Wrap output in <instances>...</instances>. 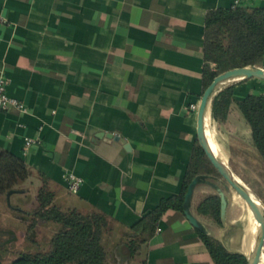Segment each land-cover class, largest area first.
Segmentation results:
<instances>
[{
	"label": "crops",
	"instance_id": "1",
	"mask_svg": "<svg viewBox=\"0 0 264 264\" xmlns=\"http://www.w3.org/2000/svg\"><path fill=\"white\" fill-rule=\"evenodd\" d=\"M239 4L264 6V0ZM231 5L234 0H0V77L10 79L9 94L26 105L0 110V146L25 160L38 185L40 173L49 178L56 204L110 218L105 264H215L179 209L163 213L134 255L128 240L143 215L182 191L199 140L198 109L190 104L199 108L204 92L205 15ZM262 90L264 80L247 77L234 95ZM239 111L233 103L222 124L243 127L251 138ZM68 172L83 179L77 193L64 181ZM208 193L216 192L206 183L195 187L193 212L228 249L241 251L229 232V209L221 224L197 211Z\"/></svg>",
	"mask_w": 264,
	"mask_h": 264
},
{
	"label": "trees",
	"instance_id": "2",
	"mask_svg": "<svg viewBox=\"0 0 264 264\" xmlns=\"http://www.w3.org/2000/svg\"><path fill=\"white\" fill-rule=\"evenodd\" d=\"M204 90L220 72L236 66L264 64V6L231 5L208 9L205 15L204 39ZM234 80L220 88L211 102V117L223 123L230 106L235 103L251 127V142L264 163V92H249L236 98ZM33 173L25 160L0 146V193L19 189V185ZM197 174L219 175L197 141L183 183L182 191L162 198L133 226L137 234L128 240L130 253H136L143 242L155 232L160 217L168 208L183 211L184 196L189 182ZM41 185L37 204L30 210L28 231L39 220L52 221L58 228L50 237L46 248L24 251L13 261L0 264H105L108 251L104 235L111 228L110 218L103 212L82 211L76 207L63 208L54 201L55 193L49 178L40 173ZM221 201L217 193L206 194L197 205V211L221 224ZM15 208H18L15 206ZM206 244L215 264H248V257L241 251H232L215 235L196 228ZM246 235L243 237L245 239Z\"/></svg>",
	"mask_w": 264,
	"mask_h": 264
},
{
	"label": "rangeland",
	"instance_id": "3",
	"mask_svg": "<svg viewBox=\"0 0 264 264\" xmlns=\"http://www.w3.org/2000/svg\"><path fill=\"white\" fill-rule=\"evenodd\" d=\"M241 116L240 124L248 126L242 113ZM210 128L213 143L221 150L234 173L261 198L264 204V163L245 128L230 130L229 126L214 121L211 116ZM39 183V179L31 177L23 181L19 189L9 197L6 193H0V259L4 262L13 261L24 251L46 248L51 235L57 229L56 222L39 220L35 227L28 231L30 215L19 210L20 208L27 211L36 206ZM229 198V232L239 245L248 226V220L243 219L246 201L232 188L229 191Z\"/></svg>",
	"mask_w": 264,
	"mask_h": 264
},
{
	"label": "water",
	"instance_id": "4",
	"mask_svg": "<svg viewBox=\"0 0 264 264\" xmlns=\"http://www.w3.org/2000/svg\"><path fill=\"white\" fill-rule=\"evenodd\" d=\"M247 77H258L264 79V67L255 65L236 66L229 68L217 74L212 82L204 90L201 101L198 108V138L201 147L205 154L215 166L219 175L215 174H197L189 182L185 196L183 211L189 221L198 229L209 232L205 223L193 212L192 197L195 187L200 183H206L210 185L215 192L219 195L221 201V219L226 222L228 209L230 206L229 191L231 188L234 189L251 207V210L257 217L260 228L258 232L257 244L252 256L247 255L248 264H259L261 255L264 250V204L262 206L252 197L248 190L243 187L234 177V171L230 165H226L223 161L218 158L213 152L209 140L206 135L205 119L207 112L210 111L211 115V102L214 94L222 88V86L232 80L247 78ZM232 79V80H230ZM230 80L228 82H225ZM17 190H11L7 193L9 197L11 193ZM260 198V197H259ZM261 199V198H260ZM262 201V200H261Z\"/></svg>",
	"mask_w": 264,
	"mask_h": 264
},
{
	"label": "bare ground",
	"instance_id": "5",
	"mask_svg": "<svg viewBox=\"0 0 264 264\" xmlns=\"http://www.w3.org/2000/svg\"><path fill=\"white\" fill-rule=\"evenodd\" d=\"M230 80H232V79H230ZM230 80H227L225 82H228ZM209 113H210V111L207 112L206 119H205V128H206L207 138L209 140V143H210L211 148H212L213 152L215 153V155L218 158H220L224 164H226L228 166L229 164L227 163V161L223 160V158L221 157V154L216 149V147L213 145V143L210 139V136H209V117L211 115ZM234 177L237 180V182H239V184H241L243 187H245L248 190V192L252 195V197L262 206V201L255 194V192H253L252 189L235 173H234ZM244 207H245V209H244L243 219L248 220V226H247L245 233H244V236L246 235V237L244 240H242V243H241V251L243 253L249 255V256H252V253L254 252L256 244H257V238H258L260 223H259L257 217L255 216V214L253 213V211L251 210V207L249 206V204L247 202L245 203ZM259 264H264V252L261 255V259H260Z\"/></svg>",
	"mask_w": 264,
	"mask_h": 264
},
{
	"label": "built area",
	"instance_id": "6",
	"mask_svg": "<svg viewBox=\"0 0 264 264\" xmlns=\"http://www.w3.org/2000/svg\"><path fill=\"white\" fill-rule=\"evenodd\" d=\"M240 2L241 0H234V5H239ZM3 19V16L0 14V21H3ZM9 83L10 79L8 77H0V110H9L10 108H17L18 110L25 111L26 105L23 100L9 94ZM190 108L196 111L198 109V104L191 103ZM64 181L69 191L72 193H77L83 183V179L72 172H68L64 175Z\"/></svg>",
	"mask_w": 264,
	"mask_h": 264
}]
</instances>
